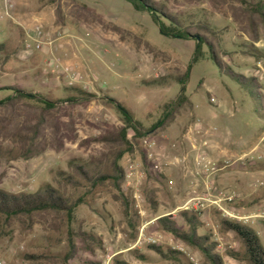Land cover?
<instances>
[{"label": "rangeland", "instance_id": "1", "mask_svg": "<svg viewBox=\"0 0 264 264\" xmlns=\"http://www.w3.org/2000/svg\"><path fill=\"white\" fill-rule=\"evenodd\" d=\"M155 1L194 36L206 24L214 28L211 39L223 61L264 85V36L253 40L231 6L221 0ZM37 40L41 49L29 50L27 44ZM0 45V86L39 93L57 105L43 115L38 142L47 147L39 154L23 157L13 134L0 133V189L34 193L51 184L79 202L70 222L53 212L10 224L0 218V264H63L69 230L77 247L69 264H209L198 249L156 223L172 216L186 228L183 211L199 218L198 234L216 243L224 264L247 263L239 239L222 229V220L252 227L264 246V91L256 99L249 87L221 73L207 47L193 62L195 38L163 35L148 11H137L127 0H0ZM189 65L187 102L159 127L181 93L177 78ZM10 93L0 91V101ZM107 97L121 103L144 131L135 139L128 130L133 148L119 162L131 220L109 181L75 189L59 176L73 173L72 161L108 168L111 153L120 149L110 139L126 122L104 102ZM4 116L0 110V127ZM27 116L30 124L42 117L32 109ZM153 245L179 252L182 262L162 257ZM32 254L46 258H27Z\"/></svg>", "mask_w": 264, "mask_h": 264}, {"label": "trees", "instance_id": "2", "mask_svg": "<svg viewBox=\"0 0 264 264\" xmlns=\"http://www.w3.org/2000/svg\"><path fill=\"white\" fill-rule=\"evenodd\" d=\"M127 1L132 3L137 11H148L153 21L157 23L160 32L165 36L181 39H191L198 36L199 40L195 39L196 49L193 62H195L198 57L202 56L204 47H207L210 60L221 73L228 76L241 87H249L253 96L256 99L260 98L261 91H264V85L259 83L256 78H247L241 74L235 73L220 57L218 50L219 47L215 41L211 39V36L212 38L216 36L214 28H211L206 24V26L201 27L204 30V33L197 32L194 36L190 26L185 25L181 19L169 12L166 5L161 3L158 4L155 0ZM188 1L193 2L196 0ZM221 1L222 3H227L228 6H231L230 9L236 20L240 19L245 21L247 32L253 40H258L261 35L264 36V0ZM164 18L166 20H163ZM3 48L4 47L0 45V51L3 50ZM252 51L255 52V50ZM190 68L191 66L189 65L184 74L177 78V81L182 87L181 93L173 103L166 107L163 116L156 124L159 127H164L171 122L177 110L187 102L186 83L188 81ZM72 89L81 95H91L80 88L74 87ZM2 90L11 91V93L4 100L0 101V110L7 115L1 120L2 125L0 127V133H3L5 138L7 136H12L13 134L14 138L19 141L22 155L25 158L41 153L45 147H47L42 140L38 142L41 134V127L45 123V117L43 115L56 109L57 105L47 100L39 93L33 94L19 87L0 86V91ZM104 102L113 105L125 118L126 125L110 139V141L116 142L120 149L111 153L112 157L109 161L108 168L102 163H77L72 161L71 168L73 173L68 174L66 172H59V176L65 185L75 189L84 186L95 188L98 185H102L106 181H109L118 190L119 198L124 205L125 215H129V220H131V202L122 191L124 170L119 162L124 153L131 151L133 148V144L127 138L128 130L132 129L135 132V139L144 136V131L134 120L132 114L117 100L107 97L104 99ZM30 109L39 111L42 115L35 124H30V119L27 116ZM16 119H18L16 121L17 127L13 130L12 124ZM10 128L13 131L9 132ZM52 130L56 133L59 129L56 125H53ZM122 147L124 148L122 149ZM78 204V200H71L51 184H44L34 193H14L0 189V218L6 224H10L16 219L32 220L33 216L46 212L64 214L70 222ZM180 215L187 226L186 228L179 226L172 216L159 218L156 223L161 230L173 234L186 245L198 249L205 256L209 264H224L222 257L215 252L216 243L212 242L208 235L198 234V228L200 226L199 218L187 211L181 212ZM221 227L224 231L233 232L239 239L243 249L241 257L242 261H245L247 264H264V246L258 233L252 227L241 222L230 220H222ZM75 235L76 234L72 230H69V244L62 260L63 264H69L70 260L75 257L77 249L76 242L73 238ZM83 235L86 236V238H89L92 244L101 246V243L95 238H91V236L87 234ZM151 249L164 258L176 259L182 262L179 252L171 249L164 251L162 247L154 245L151 246ZM27 258L37 261L38 259L46 258V256L32 254L27 255ZM88 264L100 263L90 262ZM116 264L128 263L117 261ZM183 264L187 263L183 262Z\"/></svg>", "mask_w": 264, "mask_h": 264}, {"label": "built area", "instance_id": "3", "mask_svg": "<svg viewBox=\"0 0 264 264\" xmlns=\"http://www.w3.org/2000/svg\"><path fill=\"white\" fill-rule=\"evenodd\" d=\"M37 30H38V33H39V35H41V27L40 26H38L37 27ZM42 42L39 40H37V41H35V43L34 44H27V48L29 49V50H39V49H41V44Z\"/></svg>", "mask_w": 264, "mask_h": 264}, {"label": "water", "instance_id": "4", "mask_svg": "<svg viewBox=\"0 0 264 264\" xmlns=\"http://www.w3.org/2000/svg\"><path fill=\"white\" fill-rule=\"evenodd\" d=\"M194 38L197 39V40H199V37L198 36H195Z\"/></svg>", "mask_w": 264, "mask_h": 264}]
</instances>
